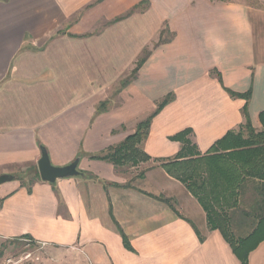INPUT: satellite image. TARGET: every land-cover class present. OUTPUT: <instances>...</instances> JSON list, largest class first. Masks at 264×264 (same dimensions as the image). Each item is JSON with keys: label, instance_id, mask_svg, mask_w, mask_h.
<instances>
[{"label": "crops", "instance_id": "1", "mask_svg": "<svg viewBox=\"0 0 264 264\" xmlns=\"http://www.w3.org/2000/svg\"><path fill=\"white\" fill-rule=\"evenodd\" d=\"M230 91H251L249 120L261 132L264 0H0V177L37 166L41 147L58 167L78 159L81 173L30 192L17 179L0 184V240L31 238L54 264H241L163 168L182 150L181 132L205 156L246 124V102ZM168 95L140 145L148 161L92 158ZM249 264H264V242Z\"/></svg>", "mask_w": 264, "mask_h": 264}, {"label": "trees", "instance_id": "2", "mask_svg": "<svg viewBox=\"0 0 264 264\" xmlns=\"http://www.w3.org/2000/svg\"><path fill=\"white\" fill-rule=\"evenodd\" d=\"M146 58L139 60L131 75L123 81V87L135 78ZM229 93L246 102L242 110L246 124L239 132H229L205 156H201L188 139L191 132H181L173 140L182 144V150L163 168L183 183L198 200L207 215L209 229L220 230L241 264H249V255L264 242V113L260 116L263 130L256 132L248 115L251 91L245 94ZM172 100L173 96L168 95L155 112L138 125L134 134L110 148L107 155L92 158L110 161L116 166L148 161L149 157L141 151L140 145L147 139L154 117ZM13 179L19 180L29 192L33 184L41 181L37 166L29 167L25 172L13 176ZM248 186L255 193L249 200L246 199ZM159 200L175 210L173 200ZM26 239H30L33 246L36 245L31 238Z\"/></svg>", "mask_w": 264, "mask_h": 264}, {"label": "rangeland", "instance_id": "3", "mask_svg": "<svg viewBox=\"0 0 264 264\" xmlns=\"http://www.w3.org/2000/svg\"><path fill=\"white\" fill-rule=\"evenodd\" d=\"M254 6L257 0H236ZM150 28L149 34L153 31ZM148 30V29H147ZM145 37V36H144ZM116 88V87H115ZM54 256L47 249H40L28 240L4 241L0 240V264H54Z\"/></svg>", "mask_w": 264, "mask_h": 264}, {"label": "water", "instance_id": "4", "mask_svg": "<svg viewBox=\"0 0 264 264\" xmlns=\"http://www.w3.org/2000/svg\"><path fill=\"white\" fill-rule=\"evenodd\" d=\"M78 166V159L70 165L64 167L53 165L46 148L41 147V158L37 163V167L42 182L54 184L62 179L78 177L81 175L80 171L78 170ZM12 180V176L3 175L0 177V184H4Z\"/></svg>", "mask_w": 264, "mask_h": 264}]
</instances>
